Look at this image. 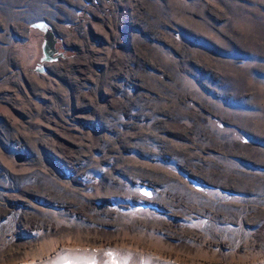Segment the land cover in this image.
<instances>
[{"label":"rangeland","instance_id":"rangeland-1","mask_svg":"<svg viewBox=\"0 0 264 264\" xmlns=\"http://www.w3.org/2000/svg\"><path fill=\"white\" fill-rule=\"evenodd\" d=\"M68 251L264 264V0H0V264Z\"/></svg>","mask_w":264,"mask_h":264},{"label":"bare ground","instance_id":"bare-ground-1","mask_svg":"<svg viewBox=\"0 0 264 264\" xmlns=\"http://www.w3.org/2000/svg\"><path fill=\"white\" fill-rule=\"evenodd\" d=\"M68 241L66 242H61V243H55L52 247V252L53 251H57L60 250L62 248H65L66 245H68ZM75 244V243H74ZM61 251V250H60ZM120 252V251H119ZM122 254V253H121ZM93 254H91L90 252H78V251H68L65 255V257H69L71 260H80L82 262H89L91 264V262H93L94 257L92 256ZM128 256V260H129ZM61 258H64L63 256ZM59 258V260L61 259ZM131 258V257H130ZM65 259V258H64ZM108 261V260H107ZM127 261V258L124 257V255H120V254H115V255H111L109 257V263L110 264H124ZM107 263V262H106Z\"/></svg>","mask_w":264,"mask_h":264},{"label":"water","instance_id":"water-1","mask_svg":"<svg viewBox=\"0 0 264 264\" xmlns=\"http://www.w3.org/2000/svg\"><path fill=\"white\" fill-rule=\"evenodd\" d=\"M33 27L40 29L43 32L44 43L42 46L43 58L45 60L51 59V53L53 51V33L45 22H36L32 24ZM42 69V68H41Z\"/></svg>","mask_w":264,"mask_h":264},{"label":"flooded vegetation","instance_id":"flooded-vegetation-1","mask_svg":"<svg viewBox=\"0 0 264 264\" xmlns=\"http://www.w3.org/2000/svg\"><path fill=\"white\" fill-rule=\"evenodd\" d=\"M41 32H42V31H41ZM56 45H57V38L54 37V47L52 48V49H53V51H52V54H53V55H54L55 52L57 51ZM53 52H54V53H53Z\"/></svg>","mask_w":264,"mask_h":264},{"label":"snow or ice","instance_id":"snow-or-ice-1","mask_svg":"<svg viewBox=\"0 0 264 264\" xmlns=\"http://www.w3.org/2000/svg\"><path fill=\"white\" fill-rule=\"evenodd\" d=\"M146 194V193H145Z\"/></svg>","mask_w":264,"mask_h":264}]
</instances>
